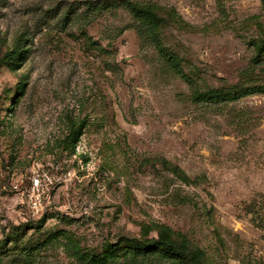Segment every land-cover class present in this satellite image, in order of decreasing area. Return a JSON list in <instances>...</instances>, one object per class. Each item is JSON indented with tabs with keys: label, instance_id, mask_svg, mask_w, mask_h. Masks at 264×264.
<instances>
[{
	"label": "rangeland",
	"instance_id": "374dc122",
	"mask_svg": "<svg viewBox=\"0 0 264 264\" xmlns=\"http://www.w3.org/2000/svg\"><path fill=\"white\" fill-rule=\"evenodd\" d=\"M161 226L264 264V0H0V264H184L133 256Z\"/></svg>",
	"mask_w": 264,
	"mask_h": 264
},
{
	"label": "trees",
	"instance_id": "16d2710c",
	"mask_svg": "<svg viewBox=\"0 0 264 264\" xmlns=\"http://www.w3.org/2000/svg\"><path fill=\"white\" fill-rule=\"evenodd\" d=\"M125 5L140 21L143 34L155 42L159 46V52L167 59V61L175 66H178L177 57L171 52L167 51L158 39V28L163 22V17L157 13L155 5L152 3L130 2L126 1ZM98 8V7H95ZM217 91L207 92L203 94H216ZM247 94L241 92L234 94V98ZM169 164V163H167ZM128 245L132 250L133 256L140 253L144 255L159 254L163 257L177 259L184 264H202L203 252L200 248L193 246L186 238L178 239L174 232L166 226H161L158 230L156 238L140 241L139 239L129 240ZM129 253V252H128ZM105 258L103 261H106ZM98 263V262H96Z\"/></svg>",
	"mask_w": 264,
	"mask_h": 264
},
{
	"label": "built area",
	"instance_id": "2783aa9c",
	"mask_svg": "<svg viewBox=\"0 0 264 264\" xmlns=\"http://www.w3.org/2000/svg\"><path fill=\"white\" fill-rule=\"evenodd\" d=\"M49 181L50 177L46 173L34 174L31 177L30 187L23 192L29 210L34 214H40L44 210V202L42 200L41 191H43L44 185H46Z\"/></svg>",
	"mask_w": 264,
	"mask_h": 264
}]
</instances>
